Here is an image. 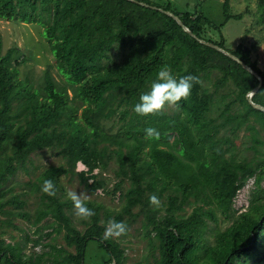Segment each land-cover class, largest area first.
I'll return each instance as SVG.
<instances>
[{
	"label": "trees",
	"instance_id": "obj_1",
	"mask_svg": "<svg viewBox=\"0 0 264 264\" xmlns=\"http://www.w3.org/2000/svg\"><path fill=\"white\" fill-rule=\"evenodd\" d=\"M135 1L149 7L129 0H0V19L43 28L66 83L58 85L50 69L41 88L22 81L16 49L3 55L0 37V264H85L92 241L106 251L104 264H127L125 249L114 237L105 239L104 228L108 219L122 221L127 234L142 217L149 254L136 264H264V112L248 101L259 80L152 7L172 12L197 38L226 50L224 37L210 34L220 27L203 14H176L171 4ZM229 1L224 23L242 18L230 13ZM259 9L264 21V0ZM119 46L127 51L117 62L112 53ZM229 52L262 78L253 102L264 106V72L252 61L251 49L240 44ZM162 66L174 76L197 80L172 114L161 109L136 115L132 106ZM215 105L218 114L212 117ZM146 127L159 137H146ZM243 130L250 143L241 150L236 140ZM45 149L64 163L15 192L12 178ZM78 160L87 171H77ZM113 162L120 208L85 201L93 215L82 219L80 230L62 177L79 178L93 194L109 193L103 174ZM253 178L248 210L236 215L234 199ZM44 179L52 180L53 195L41 192ZM31 193L39 199L34 215L26 210ZM150 195L159 198V206L149 204ZM218 214L231 223L211 233L208 221L217 222ZM16 220L30 223L37 233L53 232L36 240L26 236L24 246L8 243L7 230H21ZM45 220L52 223L40 226ZM53 233L64 245L44 243ZM29 242L50 252L26 255Z\"/></svg>",
	"mask_w": 264,
	"mask_h": 264
},
{
	"label": "rangeland",
	"instance_id": "obj_2",
	"mask_svg": "<svg viewBox=\"0 0 264 264\" xmlns=\"http://www.w3.org/2000/svg\"><path fill=\"white\" fill-rule=\"evenodd\" d=\"M161 5H172V10L176 14L185 12L191 15L203 14L205 18L210 20L213 25L219 28V31L214 30L210 34L214 39L219 40L221 35L225 39V48L227 51H234L238 45L244 44L251 49V59L257 64V67L264 72V21H262L259 9V0H230V13L233 15H241L240 20L231 19L225 22L224 17V2L225 0H155ZM211 31L210 27H207ZM0 37L3 42V55L10 49H16V59L19 61L20 79L22 81L28 80L36 88H41L43 84V76L47 69H50L52 76L60 86H65V79L58 72L55 60L53 58L50 44L43 37V28L37 24H27L21 22H13L0 19ZM126 48L119 46L112 53V59L119 62L126 53ZM204 87L211 89L212 87L207 82ZM70 95H72L70 91ZM175 105H165L162 109L168 114H172L175 110ZM218 114L217 105L213 107L211 116L215 117ZM249 133L242 131L239 138L236 140L237 145L241 150L248 147ZM64 163L62 157L58 156L52 149H45L38 151L31 156V161L27 165V171L20 170L19 173L12 178L9 186L13 187L15 192L22 191L26 184L30 181L36 180L39 175L50 167H57ZM115 163H111L108 171L103 174V179L106 181V187L109 193L99 190L96 193H91L81 184L80 179L62 177V185L66 193L68 191H76L87 195L85 201H93L103 205L106 209L117 210L120 208V192L114 193L113 188L117 182L114 176ZM78 172L87 171L86 167L77 168ZM255 179H251L242 188L236 198L234 199L233 208L236 215L248 210L250 205V198L255 189ZM264 188V180L262 182ZM28 205L26 210L32 215L35 214L39 207L38 196L33 193L28 197ZM66 199L67 196H66ZM74 210V209H73ZM138 212V209L135 210ZM193 207H186L185 215L192 213ZM76 225L80 230L84 229L82 219L73 214ZM52 220H45L40 226L51 224ZM231 221L222 214H218V221H208L211 233L224 230L230 225ZM15 224L21 230H7V235L4 238L8 243H20L22 246L26 243V236L31 240H36L41 234L53 232L52 228L44 229L37 233L36 228L30 223L23 220H16ZM144 218H140L134 224L127 234L115 238L119 241L125 249L127 264H136L140 262L145 255L149 254L148 239L145 237V229L143 228ZM154 237V234L152 235ZM55 239V240H54ZM56 243L64 245L62 236L53 233L51 238H46L44 243ZM50 252L48 247L39 246L33 248V243L27 244L25 253L31 255L32 253L43 254ZM108 258L106 251L95 241L88 244L85 264H104Z\"/></svg>",
	"mask_w": 264,
	"mask_h": 264
},
{
	"label": "clouds",
	"instance_id": "obj_3",
	"mask_svg": "<svg viewBox=\"0 0 264 264\" xmlns=\"http://www.w3.org/2000/svg\"><path fill=\"white\" fill-rule=\"evenodd\" d=\"M197 80L192 75L174 76L167 66H162L155 77L149 82L147 89L141 92L137 102L132 106L133 112L142 117L159 112L165 105H175L181 100L187 99L193 82ZM144 134L148 138L156 139L160 133L152 128L146 127ZM77 168L86 167L82 161H76ZM41 192L53 195L55 188L51 179H44L41 184ZM67 198L72 202L75 216L86 219L93 215L91 208L86 206L87 195L76 191H68ZM150 205L159 206L160 200L156 195L148 197ZM127 226L122 221L108 219L104 228L103 236L105 239L118 238L125 234Z\"/></svg>",
	"mask_w": 264,
	"mask_h": 264
},
{
	"label": "water",
	"instance_id": "obj_4",
	"mask_svg": "<svg viewBox=\"0 0 264 264\" xmlns=\"http://www.w3.org/2000/svg\"><path fill=\"white\" fill-rule=\"evenodd\" d=\"M129 1H132V2H135V3H138L142 6H145V7H149V5H146L144 3H139L135 0H129ZM152 9H155V10H158L164 14H166L167 16L173 18L181 27L182 29L187 32L188 34H190V36H192L193 38L197 39L200 43L202 44H205L211 48H214L216 49L217 51L225 54L226 56L230 57L232 60L236 61L237 63H239L240 65H242V67L244 69H246L249 73H251L252 75H254L258 80H259V86L257 88H255L248 96V101L249 103L253 106V108H255L256 110H259V111H262L264 112V106L262 105H259V104H256L253 102V97L255 96V94L260 90V88L262 87V84H263V80L262 78L251 68L249 67L248 65H246L244 62H242L237 56L233 55L232 53H230L229 51L219 47L218 45H215V44H212V43H209V42H206L204 40H201L199 38L196 37V35H194L185 25L184 23L182 22V20L176 16L175 14H173L172 12L170 11H165L163 9H160V8H157V7H152Z\"/></svg>",
	"mask_w": 264,
	"mask_h": 264
}]
</instances>
